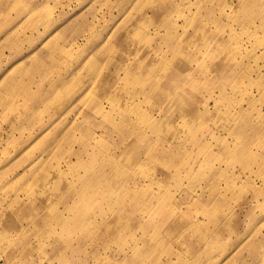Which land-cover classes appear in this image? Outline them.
Returning a JSON list of instances; mask_svg holds the SVG:
<instances>
[{
  "label": "rangeland",
  "instance_id": "374dc122",
  "mask_svg": "<svg viewBox=\"0 0 264 264\" xmlns=\"http://www.w3.org/2000/svg\"><path fill=\"white\" fill-rule=\"evenodd\" d=\"M0 84V264H264V0H0Z\"/></svg>",
  "mask_w": 264,
  "mask_h": 264
},
{
  "label": "bare ground",
  "instance_id": "6f19581e",
  "mask_svg": "<svg viewBox=\"0 0 264 264\" xmlns=\"http://www.w3.org/2000/svg\"><path fill=\"white\" fill-rule=\"evenodd\" d=\"M64 83V81L61 83V84H63ZM0 86L2 87V85L0 84Z\"/></svg>",
  "mask_w": 264,
  "mask_h": 264
}]
</instances>
